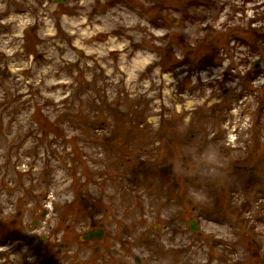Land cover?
<instances>
[{
    "label": "rangeland",
    "instance_id": "obj_1",
    "mask_svg": "<svg viewBox=\"0 0 264 264\" xmlns=\"http://www.w3.org/2000/svg\"><path fill=\"white\" fill-rule=\"evenodd\" d=\"M23 192L106 264H262L264 0H0V222Z\"/></svg>",
    "mask_w": 264,
    "mask_h": 264
},
{
    "label": "flooded vegetation",
    "instance_id": "obj_2",
    "mask_svg": "<svg viewBox=\"0 0 264 264\" xmlns=\"http://www.w3.org/2000/svg\"><path fill=\"white\" fill-rule=\"evenodd\" d=\"M8 206L13 208L11 216L0 222V264H106L88 254L101 252L99 240L84 241L79 234L70 242L63 240L65 231L53 227L48 231L45 200L31 203L23 192ZM3 210L0 204V213ZM47 231L55 240H49ZM85 255L87 258H81Z\"/></svg>",
    "mask_w": 264,
    "mask_h": 264
},
{
    "label": "water",
    "instance_id": "obj_3",
    "mask_svg": "<svg viewBox=\"0 0 264 264\" xmlns=\"http://www.w3.org/2000/svg\"><path fill=\"white\" fill-rule=\"evenodd\" d=\"M52 3H58V4H63L65 2V0H49ZM255 68H258V62L255 63L254 65ZM227 93V91L225 90L223 92V95H225ZM188 226L190 228V230L193 233L197 232L196 226L194 221H189L188 222ZM103 236V232L102 230H96V231H88L83 235V240H94V239H100ZM136 264H138V261L135 260ZM262 264H264V261H262Z\"/></svg>",
    "mask_w": 264,
    "mask_h": 264
}]
</instances>
